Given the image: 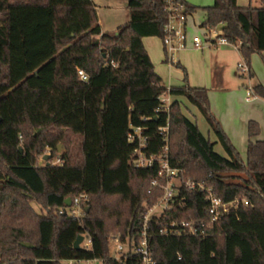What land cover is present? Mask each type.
Wrapping results in <instances>:
<instances>
[{
    "label": "trees",
    "instance_id": "16d2710c",
    "mask_svg": "<svg viewBox=\"0 0 264 264\" xmlns=\"http://www.w3.org/2000/svg\"><path fill=\"white\" fill-rule=\"evenodd\" d=\"M181 1L187 12L195 11ZM127 8L129 21L111 36L99 26L91 0H0V264H142L138 254L119 260L111 255L108 221L115 212L106 200L127 205V220H116L114 229L130 248L138 244L165 180L156 166L133 164L128 134L131 127L144 129L146 152L159 155L165 146L159 129L166 126L170 164L180 170L181 185L165 219L150 221L156 264H264V141L249 142L245 162L213 115L206 88L191 87L187 78L183 86L168 88L156 74L142 40L164 37L163 0H128ZM205 11L203 25L222 27L220 37L238 48L248 66L253 54L264 52V6L214 0ZM253 92L264 99V86L255 85ZM165 95L194 106L217 141L183 114L180 101L165 108ZM248 130L250 137L260 134L256 122ZM67 135L80 139V160L57 154ZM216 143L227 157L214 150ZM199 185L224 203L238 204L205 237L161 236L159 229L169 222L209 218L208 193ZM82 194L83 217L59 213L67 199ZM32 201L46 214L36 213ZM79 236L84 241L75 250Z\"/></svg>",
    "mask_w": 264,
    "mask_h": 264
},
{
    "label": "crops",
    "instance_id": "0c3cea01",
    "mask_svg": "<svg viewBox=\"0 0 264 264\" xmlns=\"http://www.w3.org/2000/svg\"><path fill=\"white\" fill-rule=\"evenodd\" d=\"M91 1L96 7L98 24L102 31L108 32L111 36H116L117 29L126 24L130 19V13L127 8L128 0ZM213 4L214 0L211 6H213ZM238 5L241 7L251 6L258 8L264 6V0H238ZM211 6L208 5L203 7L205 19L203 23L199 25L201 29H203V24L207 19L205 8ZM195 27L196 26H194V28ZM219 29L222 31V27H219L217 30L219 31ZM155 38L156 37H144L142 41L154 65V69H156L155 71L160 73L158 70L160 66H158V64L161 55L155 45ZM208 49L209 50L202 49L200 50L201 53L198 54L199 49L189 46L185 50L175 52L170 62L173 63L175 61V56L179 53H193L189 55L192 57L194 55L193 63L196 62L197 68H193L195 80L192 78L191 84L197 87H204L208 90L212 113L220 122L222 129L232 145L246 162L249 142L264 141V99L257 96L254 92L253 95L247 96L245 91L247 88H252L253 90V87L257 84L264 86V52L260 55L253 54L250 65H247L250 75L249 78L246 79L234 70L236 64L238 65L240 61L245 62L236 46L218 45ZM197 56L200 58V61L197 60ZM169 99L171 103L180 101L183 107L188 110L190 109V104L184 98L169 96ZM191 112H193L194 118H196L195 121L186 115L184 111L183 114L198 126H200L201 123L206 124L207 133H203V135L211 142L215 143L217 141L216 136L210 130L203 116L198 110H192ZM251 121L256 122L260 126V134L256 137H250L249 135L248 126ZM218 147L219 151L217 150ZM214 150H217L216 152L221 156L227 157L223 147L219 143L215 144Z\"/></svg>",
    "mask_w": 264,
    "mask_h": 264
},
{
    "label": "built area",
    "instance_id": "2783aa9c",
    "mask_svg": "<svg viewBox=\"0 0 264 264\" xmlns=\"http://www.w3.org/2000/svg\"><path fill=\"white\" fill-rule=\"evenodd\" d=\"M165 3V10L168 14L167 23L164 28V37L161 39L167 60L171 61V57L175 52L185 50L189 46L195 49H205L206 47H214L218 45H232L228 43L224 38H221V32L217 29H212L204 26L205 34L203 37L194 36L189 40L187 35V22L191 15V12H187L184 3L181 0H163ZM238 70L242 77L250 75L249 67L245 62L238 64ZM80 78L83 81H87L88 77L82 70L78 71ZM253 95L252 88L247 89V96ZM161 102L165 108L171 105L169 95H165L161 98ZM161 134L165 135V146L163 151L159 155L148 154L146 152L148 137L144 134V129L141 127H131V131L128 134V142L134 144L133 150V164L137 168H158V176L165 180L162 189V196L158 199L156 204L149 209L147 215L144 217L142 226L139 232L138 244L132 242L130 248V242L126 240L122 241L120 235L112 238L116 245L115 259L119 260L123 254L133 253L138 254L141 257L142 264H156L152 256V252L149 246V225L150 221L154 218L165 219V212L173 209L176 203L175 198L179 195V188L176 187V182H180L179 172L180 170L174 168L170 164L169 148H168V126L159 129ZM60 159L56 160V164H60ZM157 180L152 181V186H157ZM187 187H195V183L188 182ZM202 190H206L208 193V200L210 202L209 218L203 221H172L169 222L167 227L159 229L161 236H181L185 233L197 236L205 237L206 229L214 226L222 216L227 214L232 208H235L238 204V200L224 203L221 199L216 198L210 188H204L199 185ZM87 200V195L82 194L76 197L71 202V206H66L59 209V213L79 219L83 217V201ZM246 203V200H243ZM187 228V231L185 230ZM91 240H88L86 247H89ZM126 246V248H125ZM65 264H82V261L71 260L66 261Z\"/></svg>",
    "mask_w": 264,
    "mask_h": 264
},
{
    "label": "rangeland",
    "instance_id": "374dc122",
    "mask_svg": "<svg viewBox=\"0 0 264 264\" xmlns=\"http://www.w3.org/2000/svg\"><path fill=\"white\" fill-rule=\"evenodd\" d=\"M183 1L185 3H187L188 5H190L191 7L195 8V11L191 13L190 17L188 18V22H187V35H188L189 40L192 39L194 36L203 37L205 34V31L199 27V25H201L205 19L204 15H203V7L208 6V5L211 6L213 3V0H183ZM194 26H196V27L194 28ZM220 31H221V29H219V32ZM155 43H156L155 45H156V47H157V49L161 55V59L159 60V64H158V66H160V68L158 70L160 71L161 74L157 71H155V72H156V74H158L163 79L165 86L168 88H170V87H181L185 84V79L187 78L188 83L191 87H197V86L191 84V79L193 78L195 80V72L193 71V68L194 69L197 68L196 62L193 63L194 62V55H193V57L189 55V54L192 55L193 53H191V52L179 53L175 56V61L173 63H171L170 61H168L166 59L167 55L164 51L161 38L156 37ZM208 48L209 47H206L205 50H209ZM199 53H201L200 50L198 51V54ZM197 60L200 61V58H198V56H197ZM240 63H243V62L240 61ZM154 70H156V69H154ZM234 70L236 71V73H238L240 75L237 64H236ZM263 71H264V66H263ZM245 78L247 79L249 77L245 76ZM247 89H245L246 94H247ZM189 108L190 109L188 110L187 108L183 107L182 111H184L186 113V115H188L191 119H194V121H195L196 118H194V114L191 111L192 110L197 111V109L192 105H189ZM203 124L201 123L200 126H198V127L202 133H207V126H206V124H204V125ZM181 138H182L181 133L180 134L177 133L175 135L176 141L177 140L180 141ZM217 150L219 151V147L217 148ZM48 152H49V150H47V153ZM66 153L67 154L71 153V155L74 158L79 159V160L81 159V156H80V139L79 138H77L75 136L67 135V138H65V140L63 142H60L57 144V154L63 155ZM241 158H242V156H241ZM39 164L43 165L44 162L42 160H40ZM180 185H181V183L176 182L177 188H179ZM106 203L108 204L109 209L113 210L115 212L114 220L111 219L108 221V223L112 222V223H110L111 228H109L110 233H108V239L110 242V251H111V255L113 257H115L116 245L113 242L112 238L115 236H118L119 233L116 232L117 229L116 230L114 229V224L116 223V220H118L120 222V224H123L125 222V220H127L128 207L126 204L122 203L121 200H119V199L118 200L117 199L106 200ZM31 205H32V207L36 213L41 214V215L46 214V210H44L42 208V206L37 201H32ZM125 248H126V246H125ZM82 264H102V262L98 261V260H94V261H84V262H82Z\"/></svg>",
    "mask_w": 264,
    "mask_h": 264
},
{
    "label": "water",
    "instance_id": "95a60500",
    "mask_svg": "<svg viewBox=\"0 0 264 264\" xmlns=\"http://www.w3.org/2000/svg\"><path fill=\"white\" fill-rule=\"evenodd\" d=\"M49 156L45 157V160L48 159ZM66 206H71V200L67 199L65 202ZM84 241V237L83 236H79L76 241L74 242V249L75 250H80L81 244Z\"/></svg>",
    "mask_w": 264,
    "mask_h": 264
}]
</instances>
